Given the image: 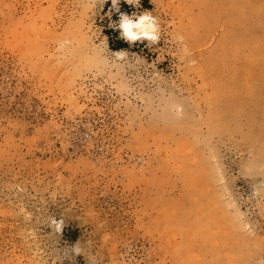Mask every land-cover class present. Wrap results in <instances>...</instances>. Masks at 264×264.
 <instances>
[{
  "label": "rangeland",
  "instance_id": "obj_1",
  "mask_svg": "<svg viewBox=\"0 0 264 264\" xmlns=\"http://www.w3.org/2000/svg\"><path fill=\"white\" fill-rule=\"evenodd\" d=\"M94 5L0 0V264H264V0Z\"/></svg>",
  "mask_w": 264,
  "mask_h": 264
},
{
  "label": "clouds",
  "instance_id": "obj_2",
  "mask_svg": "<svg viewBox=\"0 0 264 264\" xmlns=\"http://www.w3.org/2000/svg\"><path fill=\"white\" fill-rule=\"evenodd\" d=\"M129 5L139 6L141 0H126ZM105 0H95V7L103 6ZM113 6L119 11L120 0H112ZM114 27L120 29V35L123 39L128 41L130 44H135L137 41L143 42L147 41V47H151L157 44L160 40L161 32V22L159 18L153 14V11H145L141 13H132L131 15L127 13L120 14V20L118 24H113ZM127 51H119L117 54ZM118 59H122V56L117 55ZM49 227L57 233L62 230L63 221L58 220L55 217L50 218ZM74 251L79 253H84V245L79 242L74 246ZM68 255V250H66V256ZM88 264H96L94 260L87 257Z\"/></svg>",
  "mask_w": 264,
  "mask_h": 264
},
{
  "label": "bare ground",
  "instance_id": "obj_3",
  "mask_svg": "<svg viewBox=\"0 0 264 264\" xmlns=\"http://www.w3.org/2000/svg\"><path fill=\"white\" fill-rule=\"evenodd\" d=\"M263 67V66H262ZM261 68V67H260ZM263 71V70H262ZM260 73V72H259ZM260 76V75H259ZM254 96V95H253ZM257 96V95H256ZM263 96V95H262ZM259 98V97H258ZM258 100V99H257ZM255 103V102H254ZM251 105V104H250ZM254 106V105H253ZM199 195V194H198ZM199 198V197H198ZM200 202H201V200H200ZM197 204V203H196ZM233 204V203H232ZM196 206V205H195ZM198 206V205H197ZM199 208V207H198ZM197 208V209H198ZM168 209V208H167ZM172 210V209H171ZM185 210H187V209H185ZM189 210H191V209H189ZM188 210V211H189ZM211 210V209H210ZM212 210H214V209H212ZM184 211V210H183ZM192 211V210H191ZM229 211V210H228ZM173 212H175V211H173ZM186 212V211H185ZM190 212V211H189ZM195 212V211H194ZM233 212H234V210H233ZM169 214V213H168ZM184 214V213H183ZM182 214V215H183ZM203 214V213H202ZM240 215V214H239ZM178 216V215H177ZM184 216V215H183ZM187 216V215H186ZM197 216V215H196ZM217 216V215H216ZM221 216V215H220ZM166 219V218H165ZM168 219H169V216H168ZM182 219V218H181ZM186 219V218H185ZM189 219V218H188ZM201 220V219H200ZM221 220H222V218H221ZM170 221V220H169ZM181 221V220H180ZM203 221V220H202ZM204 221H206V220H204ZM211 220H209V223H211L210 222ZM217 221V220H216ZM183 222H184V220H183ZM189 222V221H188ZM207 222V221H206ZM228 222V221H227ZM168 223V222H167ZM181 223V222H180ZM187 224V223H186ZM200 224V223H199ZM207 224V223H206ZM215 224V223H214ZM222 224H223V221H222ZM198 225V224H197ZM212 226V225H211ZM170 227V226H169ZM181 227V226H180ZM186 227V226H185ZM209 227V226H208ZM179 228V227H178ZM182 228V227H181ZM184 228V227H183ZM215 228H217V227H215ZM224 228V227H223ZM209 229V228H208ZM201 230V229H200ZM222 230V229H221ZM233 230V229H232ZM234 231V230H233ZM180 232H181V230H180ZM229 233V232H228ZM191 235V234H190ZM189 235V236H190ZM225 235V234H224ZM223 235V236H224ZM236 235V234H235ZM186 236V235H185ZM218 237V236H217ZM207 238V237H206ZM209 238H210V236H209ZM225 238V237H224ZM228 238V237H227ZM234 238V237H233ZM237 238V237H236ZM188 239V238H187ZM212 239H214V238H212ZM220 239V238H219ZM218 239V240H219ZM191 240V239H190ZM233 240V239H232ZM236 240V239H235ZM183 241V240H182ZM212 241V240H211ZM235 242V241H234ZM183 243V242H182ZM236 243V242H235ZM256 244V243H255ZM232 245V244H231ZM214 246V245H213ZM234 247V246H233ZM236 247H238V246H236ZM254 247H255V245H254ZM213 249V248H212ZM233 249V248H232ZM232 249H231V251H232ZM238 250V249H237ZM219 251V250H218ZM229 252V251H228ZM233 252V251H232ZM221 254V253H220ZM232 255V254H231ZM233 256V255H232ZM235 256V255H234ZM211 257V256H210ZM215 259V258H214ZM216 260V259H215ZM248 259H246V261H247ZM228 262H230V261H228ZM258 262V261H257ZM256 262V263H257ZM233 263V262H232ZM216 264V263H215ZM229 264V263H228Z\"/></svg>",
  "mask_w": 264,
  "mask_h": 264
}]
</instances>
